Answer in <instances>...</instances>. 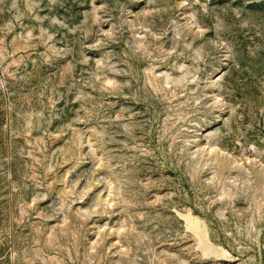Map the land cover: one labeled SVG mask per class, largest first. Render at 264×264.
Listing matches in <instances>:
<instances>
[{
  "label": "rangeland",
  "instance_id": "374dc122",
  "mask_svg": "<svg viewBox=\"0 0 264 264\" xmlns=\"http://www.w3.org/2000/svg\"><path fill=\"white\" fill-rule=\"evenodd\" d=\"M0 264H264V0H0Z\"/></svg>",
  "mask_w": 264,
  "mask_h": 264
}]
</instances>
